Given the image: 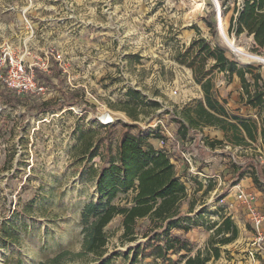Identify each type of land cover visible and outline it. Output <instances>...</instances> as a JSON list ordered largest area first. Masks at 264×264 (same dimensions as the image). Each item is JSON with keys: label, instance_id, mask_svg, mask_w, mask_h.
<instances>
[{"label": "rangeland", "instance_id": "374dc122", "mask_svg": "<svg viewBox=\"0 0 264 264\" xmlns=\"http://www.w3.org/2000/svg\"><path fill=\"white\" fill-rule=\"evenodd\" d=\"M194 1L199 0H0V56L4 51L26 66L48 60L50 67L51 55L60 54L65 68L58 79L62 80L60 88L78 95L75 106L52 113L35 114L25 106L10 108L0 103V264H39L60 251H80V210L85 203L97 202L92 170L102 166L101 157L90 159L89 153L97 145L102 150L107 145L115 149L123 132L120 123H132L119 111L128 89L139 92L146 103L145 113L135 123L143 139L171 157L186 180L190 198L195 199V211L205 210L199 225L186 235L194 245L193 254L204 247L211 234L207 226L228 214L223 199L233 195L232 164L242 163L244 156L264 163V157L259 143L246 149L225 144L211 150L202 142L197 145L194 140L183 142L175 137L174 107L203 96L191 71L176 62L175 54L196 37L194 27L210 41L203 21L211 8L219 42L241 66L251 65L260 73L263 95L264 54L263 50L253 51L251 38L228 32L234 1L239 4L240 0H229V11L222 16L219 10L218 18L227 38L242 54L223 40L212 0L199 1L202 14L196 17L190 15ZM213 83L230 113L264 121V96L262 105L252 108L246 104L236 76L227 81L216 73ZM46 89L40 98L57 106L61 95ZM103 116L113 120L108 129L99 122ZM216 132L205 128L200 139L223 140ZM196 181L203 186L199 192ZM209 182L214 188L204 195ZM114 203L124 205L125 199L120 196ZM234 217L241 233L238 243L222 248L220 259L210 264H245L248 252L255 249L256 233L247 211L238 208ZM105 231V258H113V264H130L125 255L144 240L122 244L121 217ZM261 245L264 248V239ZM89 259L73 264H98ZM255 260L253 264H264L257 255Z\"/></svg>", "mask_w": 264, "mask_h": 264}, {"label": "trees", "instance_id": "16d2710c", "mask_svg": "<svg viewBox=\"0 0 264 264\" xmlns=\"http://www.w3.org/2000/svg\"><path fill=\"white\" fill-rule=\"evenodd\" d=\"M217 1L221 15L225 16L230 9L229 0ZM232 12L228 32L236 37L245 35L251 38L253 51L263 50L264 54V0H240L239 4L234 1ZM214 14L211 8L203 21L209 31L210 41L203 38L199 29L194 27L196 37L175 54L176 62L191 71L193 81L203 95L200 100L174 107L175 137L183 142L194 140L197 145L202 142L211 150L225 144L246 149L259 143L264 157V121L232 114L225 108V101L218 99L213 83L216 73L223 74L227 81L236 76L246 97L245 102L252 108L262 105L264 95L259 87L260 73H255L251 65L241 66L242 63L219 42ZM50 64L49 74L34 68V77L40 86L61 95L62 100L57 106L37 96H19L1 81L0 103L10 108L25 106L26 111L35 114L52 113L63 106H75L78 95L66 93L60 88L62 80L58 79L63 74L62 70L53 60ZM53 79H56V83ZM126 97L119 111L132 123H120L123 132L115 149L110 145L103 150L100 145L94 146L92 152L90 148L86 149L90 152V159L98 155L101 157L102 166L92 170L95 174L97 202L85 203L80 210V251L77 254L68 250L60 251L39 264H73L89 257L90 263L113 264V258H105L108 244L105 228L116 217H121L122 233L119 240L122 244L144 240L143 244L132 248L125 255L131 259L130 264H142L144 260H150L146 264H210L220 259L222 248L239 238V228L231 216H221L219 222L207 226L211 234L204 247L193 254L194 245L186 235L199 225L205 210L195 211V199L190 198L186 180L178 174L171 157L143 139L141 130L135 124L145 113L143 107L146 103L141 94L128 89ZM111 126L102 127L108 129ZM205 128L221 132L223 140H201L199 134ZM135 129L137 132L133 134L131 131ZM106 135H110L109 130ZM243 159L242 163H233L231 166L233 174L230 188L248 177L258 191L264 192V163L254 156H244ZM195 183L197 191H201L202 184ZM213 188L214 185L209 182L204 195ZM120 196L125 199L124 205L114 203ZM184 207L186 212H183Z\"/></svg>", "mask_w": 264, "mask_h": 264}, {"label": "built area", "instance_id": "2783aa9c", "mask_svg": "<svg viewBox=\"0 0 264 264\" xmlns=\"http://www.w3.org/2000/svg\"><path fill=\"white\" fill-rule=\"evenodd\" d=\"M54 62L57 63L58 67L65 71L63 67L64 62L60 54L55 53L51 55ZM34 68H37L45 73L49 71L48 60L46 63L25 65L20 60H16L10 54L2 51L0 56V81L5 85L6 88L14 91L19 96H42L47 89L40 86L34 77ZM5 70V73L2 71ZM105 116L102 118L104 119ZM102 126H108L113 123V120H99ZM161 124V122L159 121ZM166 132V131H165ZM171 138L172 136L166 132ZM191 166L190 161L186 160ZM237 201L247 211L253 230L256 233V245L254 250L248 252L249 264L255 263V255L264 262V248L261 243L264 239V216L260 214L254 207V196L246 194L237 188Z\"/></svg>", "mask_w": 264, "mask_h": 264}, {"label": "crops", "instance_id": "0c3cea01", "mask_svg": "<svg viewBox=\"0 0 264 264\" xmlns=\"http://www.w3.org/2000/svg\"><path fill=\"white\" fill-rule=\"evenodd\" d=\"M216 133H218V135H222V133L219 131ZM251 186H253L251 179L244 178L236 187L230 189V193L233 192V195L231 194L229 196H225L223 199L225 201V204L227 205L226 211L228 212V214H226V216H231L232 219H235L234 213H237L238 208H240L242 211L245 210L240 205V203L237 201V198H236L237 188H238V190H241L246 194L253 195L255 198V200H254L255 209L259 212L264 213V192H260L257 189L251 188ZM244 227H245V225H244ZM237 240H236V243H238ZM244 263L249 264V260L246 259Z\"/></svg>", "mask_w": 264, "mask_h": 264}, {"label": "bare ground", "instance_id": "6f19581e", "mask_svg": "<svg viewBox=\"0 0 264 264\" xmlns=\"http://www.w3.org/2000/svg\"><path fill=\"white\" fill-rule=\"evenodd\" d=\"M200 1V0H199ZM199 1H194V10L190 13L191 16L193 17H196V16H200L202 13H201V8H202V4L199 2ZM218 17H220L218 15ZM220 19V20H219ZM219 20V30L221 31V35H222V38L223 40L237 53L239 54H242V50L241 48H238L236 47L235 45H233V43L227 38L226 34H225V31L223 29V25H222V21H221V18H218ZM264 62V61H263ZM103 120H108V119H103Z\"/></svg>", "mask_w": 264, "mask_h": 264}, {"label": "water", "instance_id": "95a60500", "mask_svg": "<svg viewBox=\"0 0 264 264\" xmlns=\"http://www.w3.org/2000/svg\"><path fill=\"white\" fill-rule=\"evenodd\" d=\"M213 4H214V7H215V10L217 11L218 15L220 16V13H219V6H218V3H217V0H212ZM218 15H217V20H218ZM219 21V20H218Z\"/></svg>", "mask_w": 264, "mask_h": 264}]
</instances>
